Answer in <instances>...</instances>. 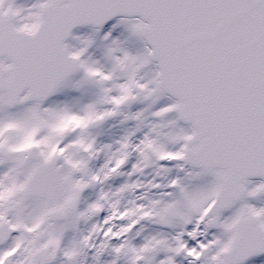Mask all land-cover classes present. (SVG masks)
Segmentation results:
<instances>
[{
  "label": "snow or ice",
  "instance_id": "snow-or-ice-1",
  "mask_svg": "<svg viewBox=\"0 0 264 264\" xmlns=\"http://www.w3.org/2000/svg\"><path fill=\"white\" fill-rule=\"evenodd\" d=\"M246 262L264 0H0V264Z\"/></svg>",
  "mask_w": 264,
  "mask_h": 264
},
{
  "label": "rangeland",
  "instance_id": "rangeland-1",
  "mask_svg": "<svg viewBox=\"0 0 264 264\" xmlns=\"http://www.w3.org/2000/svg\"><path fill=\"white\" fill-rule=\"evenodd\" d=\"M17 2H18V3H31L32 0H17ZM117 19H118V18H117ZM115 22H116V19H114L113 21H111L106 27L102 28L101 33H100L99 36L96 38L98 43H99V39H100V37L103 36L104 32L108 31L109 28L111 27V25H112L113 23H115ZM92 31H93L92 28L85 27V28H80V29L75 30V31H74V34H75V35L86 36V35H90V34L92 33ZM121 33H123V35H121ZM127 35H128V34H127V32L124 31L123 26H120V27H118L116 30L113 31V37H117V36H119L120 39H122V40H123ZM69 42H70V43H76V42L73 41V40H70ZM92 51H95V49H93ZM253 181H254V182H259L258 180H257V181L253 180ZM255 203H257L258 206H259V202H255ZM246 264H249V262H246Z\"/></svg>",
  "mask_w": 264,
  "mask_h": 264
},
{
  "label": "water",
  "instance_id": "water-1",
  "mask_svg": "<svg viewBox=\"0 0 264 264\" xmlns=\"http://www.w3.org/2000/svg\"><path fill=\"white\" fill-rule=\"evenodd\" d=\"M253 178H258V177H253Z\"/></svg>",
  "mask_w": 264,
  "mask_h": 264
}]
</instances>
